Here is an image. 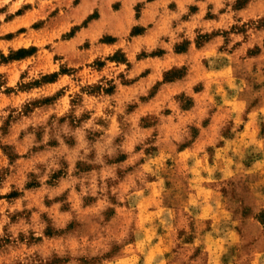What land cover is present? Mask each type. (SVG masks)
Masks as SVG:
<instances>
[{
  "label": "clouds",
  "instance_id": "9594fccd",
  "mask_svg": "<svg viewBox=\"0 0 264 264\" xmlns=\"http://www.w3.org/2000/svg\"><path fill=\"white\" fill-rule=\"evenodd\" d=\"M56 258L264 264V0H0V264Z\"/></svg>",
  "mask_w": 264,
  "mask_h": 264
},
{
  "label": "rangeland",
  "instance_id": "374dc122",
  "mask_svg": "<svg viewBox=\"0 0 264 264\" xmlns=\"http://www.w3.org/2000/svg\"><path fill=\"white\" fill-rule=\"evenodd\" d=\"M242 1H243V0H241V2H242ZM22 11H23V10H21L20 13H22ZM20 13H17V14H20ZM32 51H35V49H32ZM173 73H174V74H179V73H177V72H173ZM47 102H50V101H47ZM6 150H7V149H6ZM77 167L80 169V171L83 172V171H91V169H92L93 167H95V165H90V164H87V163H83V162H81V163H78ZM62 174H63V172H57L56 174H54L52 180H50L49 182L51 183V182L57 180V179L60 177V175H62ZM31 186H36V187H38L39 185H38V183H37L36 181H33V184H32ZM15 195H17V193H12V194H10V198H11L12 196H15ZM65 207H67V206H65ZM14 219H15V217H14ZM47 234H48L50 237H53V236L57 235V234H56L55 232H53L52 230H49V231L47 232ZM161 240H163V237H161ZM54 264H66V261H65V260H62V259H59V258H56L55 261H54Z\"/></svg>",
  "mask_w": 264,
  "mask_h": 264
},
{
  "label": "crops",
  "instance_id": "0c3cea01",
  "mask_svg": "<svg viewBox=\"0 0 264 264\" xmlns=\"http://www.w3.org/2000/svg\"><path fill=\"white\" fill-rule=\"evenodd\" d=\"M241 3H246V0H243ZM173 7H174V5H173ZM20 14H22V13H20ZM20 14H17V15H20ZM21 31H23V29H21ZM137 31H142V29H137ZM202 39H207V37H202ZM186 48H187V44L180 46L178 48V50H186ZM179 75L180 74L170 73V74H168V78L169 79H176V78H179Z\"/></svg>",
  "mask_w": 264,
  "mask_h": 264
},
{
  "label": "trees",
  "instance_id": "16d2710c",
  "mask_svg": "<svg viewBox=\"0 0 264 264\" xmlns=\"http://www.w3.org/2000/svg\"><path fill=\"white\" fill-rule=\"evenodd\" d=\"M28 54H30V52H26V51H24V50H21V52H20V56H26V55H28Z\"/></svg>",
  "mask_w": 264,
  "mask_h": 264
}]
</instances>
